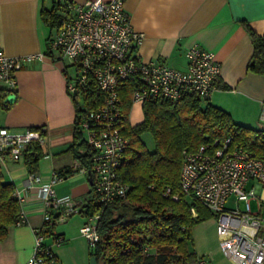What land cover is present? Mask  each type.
Here are the masks:
<instances>
[{
	"label": "built area",
	"instance_id": "1",
	"mask_svg": "<svg viewBox=\"0 0 264 264\" xmlns=\"http://www.w3.org/2000/svg\"><path fill=\"white\" fill-rule=\"evenodd\" d=\"M64 2L65 17L49 40L48 53L54 60L67 62L63 67L66 90L82 105L79 125L91 151L89 171L99 201L107 204L127 191V185L118 176L129 143L122 132L125 118L120 87L129 85L132 103L155 99L176 103L188 96L205 100L215 89L220 64L214 52L197 44L185 49L184 70L169 66L161 58L142 60L137 48L143 33L133 28L124 10V0ZM20 66V57L9 56L0 46V83L7 89L14 86L15 72ZM259 121L264 124V104ZM32 140L43 143L44 135L38 128L14 133L0 126V160L9 157L21 161L25 146ZM74 164L79 171L88 172L78 159ZM60 179L62 176L56 172L48 179L28 173L26 181L36 186L45 207L44 225L32 229L31 255L16 264H60L51 246L44 242L45 226L53 220L50 208L57 209V218L77 211L69 195L56 194L54 185ZM249 182L254 185L247 190ZM180 188L217 216L219 246L233 264H264V156L233 144L231 136L215 139L192 152L183 150ZM12 195L20 204L25 199L24 192L16 187ZM252 198L256 200L255 210L250 205ZM229 200H245V208L228 205ZM191 212L196 215L193 207ZM98 217L86 216L80 228L89 243L100 238ZM25 222V214L20 210L16 225ZM54 238L56 242L61 240L60 235Z\"/></svg>",
	"mask_w": 264,
	"mask_h": 264
},
{
	"label": "crops",
	"instance_id": "2",
	"mask_svg": "<svg viewBox=\"0 0 264 264\" xmlns=\"http://www.w3.org/2000/svg\"><path fill=\"white\" fill-rule=\"evenodd\" d=\"M84 2L86 0H70ZM54 0H0V46L9 56L20 57L11 89L14 100L9 106L0 103V126L10 132L43 127L46 131L41 146L43 154L37 173L48 179L53 172L62 179L55 183L58 196L69 195L77 211L57 218L45 226L44 242L50 245L60 264H90L89 243L80 228L86 221L81 207L90 193L88 172L74 164L68 147L73 139L74 103L68 94L63 67L66 61L54 60L48 54V43L55 29L41 18L42 8ZM124 10L133 28L143 33L138 45L142 60L163 59L169 66L184 70L185 49L197 44L214 52L220 74L208 101L227 111L238 124L264 129L259 121L264 104V73L248 69L253 52L252 38L246 24L264 34V0H124ZM246 22V24L244 23ZM26 56H32L26 59ZM6 96V97H7ZM6 181L21 189L25 199L21 211L26 222L12 225L0 241V264L24 262L32 252V229L44 225V204L36 186L29 185V173L21 161L6 157L3 161ZM73 170L63 175L62 172ZM195 227V226H194ZM54 233L61 236L56 242ZM195 259L187 264H233L219 244L196 245ZM190 247V246H189Z\"/></svg>",
	"mask_w": 264,
	"mask_h": 264
},
{
	"label": "trees",
	"instance_id": "3",
	"mask_svg": "<svg viewBox=\"0 0 264 264\" xmlns=\"http://www.w3.org/2000/svg\"><path fill=\"white\" fill-rule=\"evenodd\" d=\"M65 4L64 0H54L51 7L42 8L41 18L51 29L56 30L62 23ZM246 27L253 45L247 67L264 73V34L255 32L248 24ZM10 92L0 88V103L3 102L5 107L9 106L5 98ZM119 95L125 118L122 132L129 138V143L118 176L127 185V191L123 197L102 204L93 182L90 184L88 200L80 211L85 216L99 215L97 231L100 238L89 243V256H95L97 264H187L196 257L189 247L193 240L192 228L211 212L180 188L183 150L192 152L215 139L231 136L233 144L264 156V129L238 124L224 109L208 99L194 96L176 103L145 100L141 103L142 121L129 124L128 112L132 105L129 85H122ZM72 99L74 129L68 150L89 171L91 151L79 125L82 105L76 96ZM36 128L43 135L46 133L43 127ZM143 132L152 135L153 150H148L142 141ZM41 157L38 141L27 143L22 162L29 172L37 173ZM72 172L68 169L62 173ZM14 189V184L5 179L0 160V241L7 236L9 227L16 224L21 210L20 202L12 195ZM191 207L196 210V215L192 214ZM49 231L47 228L44 233Z\"/></svg>",
	"mask_w": 264,
	"mask_h": 264
},
{
	"label": "rangeland",
	"instance_id": "4",
	"mask_svg": "<svg viewBox=\"0 0 264 264\" xmlns=\"http://www.w3.org/2000/svg\"><path fill=\"white\" fill-rule=\"evenodd\" d=\"M128 118L130 120V123L135 124L143 119V108L142 104L139 102H133L131 105V108L128 112ZM141 139L145 143L148 150L154 149V139L152 135L149 132H143L141 134ZM42 159V157H41ZM251 185H254V182H249L246 185V189L248 190ZM228 205L237 204L239 208L244 209L245 208V200H239L236 203H234L233 200H229L227 202ZM250 205L252 210L256 209V200L255 198L250 199ZM264 214V213H262ZM216 220L217 216L213 213H210V216L207 218L201 220L200 222L196 223L192 228V235L196 236V245H214L219 244L218 236L216 233ZM192 236V237H193ZM87 241V239H86ZM88 242V241H87ZM89 243V242H88ZM193 240L189 243L190 248L192 249Z\"/></svg>",
	"mask_w": 264,
	"mask_h": 264
},
{
	"label": "water",
	"instance_id": "5",
	"mask_svg": "<svg viewBox=\"0 0 264 264\" xmlns=\"http://www.w3.org/2000/svg\"><path fill=\"white\" fill-rule=\"evenodd\" d=\"M6 101L11 102L14 100V96H12V94H10L9 96H7ZM88 180L90 182V184L92 183V174L91 171H88ZM90 264H97L96 263V257L95 256H91L89 259Z\"/></svg>",
	"mask_w": 264,
	"mask_h": 264
}]
</instances>
